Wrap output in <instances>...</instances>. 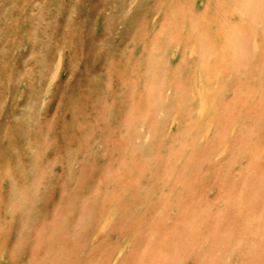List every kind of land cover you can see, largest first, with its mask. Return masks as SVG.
Wrapping results in <instances>:
<instances>
[{
  "label": "rangeland",
  "instance_id": "obj_1",
  "mask_svg": "<svg viewBox=\"0 0 264 264\" xmlns=\"http://www.w3.org/2000/svg\"><path fill=\"white\" fill-rule=\"evenodd\" d=\"M0 264H264V0H0Z\"/></svg>",
  "mask_w": 264,
  "mask_h": 264
}]
</instances>
